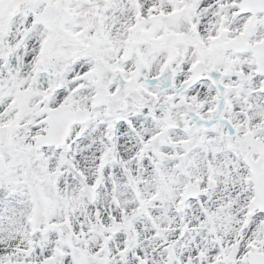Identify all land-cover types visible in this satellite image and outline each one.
<instances>
[{
    "label": "snow or ice",
    "instance_id": "snow-or-ice-1",
    "mask_svg": "<svg viewBox=\"0 0 264 264\" xmlns=\"http://www.w3.org/2000/svg\"><path fill=\"white\" fill-rule=\"evenodd\" d=\"M0 264H264V0H0Z\"/></svg>",
    "mask_w": 264,
    "mask_h": 264
}]
</instances>
